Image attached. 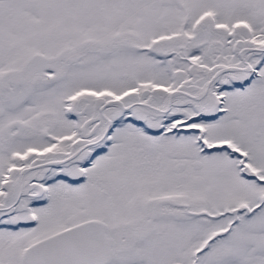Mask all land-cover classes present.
<instances>
[{
	"label": "snow or ice",
	"instance_id": "obj_1",
	"mask_svg": "<svg viewBox=\"0 0 264 264\" xmlns=\"http://www.w3.org/2000/svg\"><path fill=\"white\" fill-rule=\"evenodd\" d=\"M0 264H264V0H0Z\"/></svg>",
	"mask_w": 264,
	"mask_h": 264
}]
</instances>
